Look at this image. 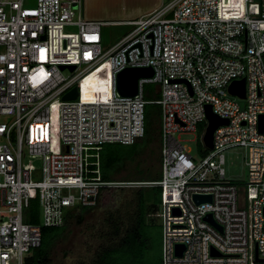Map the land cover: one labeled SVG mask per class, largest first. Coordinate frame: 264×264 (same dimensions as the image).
Here are the masks:
<instances>
[{
    "label": "built area",
    "instance_id": "built-area-1",
    "mask_svg": "<svg viewBox=\"0 0 264 264\" xmlns=\"http://www.w3.org/2000/svg\"><path fill=\"white\" fill-rule=\"evenodd\" d=\"M122 22L133 27L102 50L104 21L87 18L83 0H0V264H24L41 226L61 224L68 208L95 205L102 185L154 184L160 264H252L254 248L264 257V0H168ZM127 66L153 70L133 95L117 89ZM241 77L243 97L228 91ZM147 82L159 92L150 101L160 106L161 176L103 180L102 144L144 133ZM73 86L77 95L62 98ZM208 105L227 118L211 147L203 140ZM191 132L198 157L179 137ZM234 145L244 150L242 183L225 177L224 149ZM24 151L40 156V178L22 162ZM193 193L211 200L196 203ZM32 198L37 222L26 219ZM176 243L185 244L180 254Z\"/></svg>",
    "mask_w": 264,
    "mask_h": 264
},
{
    "label": "trees",
    "instance_id": "trees-1",
    "mask_svg": "<svg viewBox=\"0 0 264 264\" xmlns=\"http://www.w3.org/2000/svg\"><path fill=\"white\" fill-rule=\"evenodd\" d=\"M264 56V54H263ZM145 104L144 133L131 143L105 142L98 151L100 175L103 180H158L160 168V106L150 101L159 96L157 85L147 82L143 86ZM202 123L198 125V131ZM147 162L146 178L127 177L142 173L139 163ZM128 162H133L126 168ZM158 165V168L155 167ZM125 175V177H123ZM127 190L126 197L120 194ZM117 191V192H116ZM120 197L122 200H119ZM161 197V187L154 185L109 186L99 189L96 205L104 207L100 221L94 227L97 243L87 258L76 264H147L153 252L157 263L161 261V226L154 212ZM105 198V199H104ZM95 205H81L69 208L59 225L41 226L40 244L26 255L24 264H51L53 249L58 241L66 237L72 221L82 222L85 214ZM28 221H39L37 198H32L28 208ZM252 264H264L253 260Z\"/></svg>",
    "mask_w": 264,
    "mask_h": 264
},
{
    "label": "rangeland",
    "instance_id": "rangeland-1",
    "mask_svg": "<svg viewBox=\"0 0 264 264\" xmlns=\"http://www.w3.org/2000/svg\"><path fill=\"white\" fill-rule=\"evenodd\" d=\"M83 7L85 9V13H88V9H92L93 11L99 12L100 18L105 20L113 21H104L101 24V47L102 50L109 48L112 44H114L117 40L120 39L128 30H130L133 25L128 23H121L114 19H129V18H137L141 15L142 10L147 6L151 5L155 0H83ZM168 0H159L158 6L166 3ZM24 5L34 6L36 4V0H23ZM157 6V7H158ZM151 10V9H150ZM141 11V12H140ZM240 106L244 105L243 99H236ZM12 117L9 115L3 116V120L10 121ZM52 119L57 120L58 116L56 111L52 112ZM179 137L185 142L188 147L191 149V154L194 157H198L199 154L197 152L200 144L196 140V133H181ZM243 147L234 145L228 146L224 149L225 155V177L230 181H234L236 183H242L246 178V169L243 162ZM22 157V162L24 164H28L32 167L33 173L32 176L34 178H40V156L37 155H28L26 151H24ZM133 163V162H132ZM131 162L126 164V168L122 170L121 174L125 172V170L130 169ZM133 165V164H132ZM131 165V166H132ZM147 166V162L142 160L139 163V168L143 170L142 173L131 174L127 177L133 178H146L150 175H147L145 172V168ZM155 167L158 168V165ZM125 177V175L123 176ZM128 188V187H126ZM117 192V191H116ZM127 190L122 191L120 196L122 198L126 197ZM120 197L119 200H122ZM105 199V198H104ZM101 205H95L90 212L86 214V217L82 222H76L72 219L69 223V231L66 233V237L57 242L53 249V259L51 264H76L77 261L87 258L90 254L91 250L94 248L97 243L96 235L94 232V227L98 221L101 220L103 216L104 207ZM156 221L160 223V218L155 216ZM157 255L153 252L150 261H147V264H158L157 263Z\"/></svg>",
    "mask_w": 264,
    "mask_h": 264
},
{
    "label": "water",
    "instance_id": "water-1",
    "mask_svg": "<svg viewBox=\"0 0 264 264\" xmlns=\"http://www.w3.org/2000/svg\"><path fill=\"white\" fill-rule=\"evenodd\" d=\"M64 66L66 65L61 64V68H63ZM67 66L70 68H73L74 64H69ZM152 73H153V70L151 66H127L117 73V89L119 90L121 94L133 95L137 92L138 78L140 76H151ZM228 91L239 97H243L244 96V78L241 77L239 79L231 81V83H229L228 85ZM76 95H77V88L76 86H73L71 89H69L62 95V98L64 99L74 98ZM206 116L208 118V124L206 126V129L203 135V140L207 146L211 147L214 129L219 124L226 123L227 118L220 117L216 113H214L211 110L210 105L206 107ZM262 122H263L262 116L259 115L258 123H257L258 130H262V124H263ZM192 197L196 203H199L205 200H209V201L211 200L210 193H193ZM175 211H178V209L175 208ZM204 217L205 219L213 223L215 226H217L219 229H221V226L212 217L211 212H208ZM184 247H185V244L176 243L175 252L180 254L182 250L184 249ZM211 253L218 254V252L213 247L211 249ZM253 259L255 261H264V257L258 256L256 248H254Z\"/></svg>",
    "mask_w": 264,
    "mask_h": 264
},
{
    "label": "crops",
    "instance_id": "crops-1",
    "mask_svg": "<svg viewBox=\"0 0 264 264\" xmlns=\"http://www.w3.org/2000/svg\"><path fill=\"white\" fill-rule=\"evenodd\" d=\"M84 2V1H83ZM158 2H159V0H155L151 5H149V6H147L145 9H143L142 10V13H144V12H146V11H148V10H150V9H153V8H155V7H157L158 5ZM88 11V13H85V9H84V7H83V12H84V15L87 17V18H93V19H99V20H103V21H113V19H111V20H105V19H103V18H100V15H99V12H97V11H93L92 9H88L87 10ZM141 12V11H140ZM141 13V14H142ZM129 19H132V18H129ZM114 20H116V21H118V22H121V23H123L122 21H124V20H127V19H114ZM101 36H102V33H101ZM159 204H160V201H159V203H158V205H157V209H156V211L154 212V215L155 216H157L158 217V215L156 214L157 212H158V208H159ZM96 205V204H95ZM76 207H79V206H76ZM95 207V206H94ZM72 208V207H71ZM69 209V208H68ZM67 209V210H68ZM67 212V211H66ZM65 212V213H66ZM88 212H90V211H88ZM87 212V213H88ZM86 213V214H87ZM86 214H85V217H86ZM84 217V218H85ZM161 226V225H160ZM68 228H69V226H68Z\"/></svg>",
    "mask_w": 264,
    "mask_h": 264
}]
</instances>
